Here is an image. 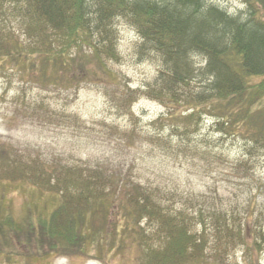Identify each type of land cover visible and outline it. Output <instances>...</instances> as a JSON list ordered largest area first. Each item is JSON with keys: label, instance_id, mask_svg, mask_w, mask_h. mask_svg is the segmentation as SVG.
Instances as JSON below:
<instances>
[{"label": "rangeland", "instance_id": "1", "mask_svg": "<svg viewBox=\"0 0 264 264\" xmlns=\"http://www.w3.org/2000/svg\"><path fill=\"white\" fill-rule=\"evenodd\" d=\"M207 1L235 15L247 14L254 3L264 19V0ZM28 8L26 0H0V42L19 40L37 50L49 35L63 46L65 31ZM107 28L115 51L105 49L102 55L117 73L113 84L102 81L108 77L94 63L92 80L78 86L67 75L50 84L42 71L30 76L10 61L0 67V264H162L167 251L162 217L172 224L183 217L199 233L203 222L213 225L214 211L230 228L218 241L207 230L204 245L214 247L209 256L219 250L228 264H264V246L260 255H252L244 238L247 224L264 234V140L247 132L228 134L231 121L223 122L212 106L189 108L177 125L169 123L164 116L173 106L150 94L159 70L166 73L165 56L161 63V55L141 46L131 16L115 15ZM189 60L197 75L208 64L200 51L191 50ZM202 83L195 77L191 85L198 90ZM127 87L131 96L118 100L117 93ZM246 124L256 127L257 119ZM63 186L76 206L85 205L80 193L104 196L93 202L89 219L91 230L104 233L95 243L85 240L80 228L73 227L69 240L52 233L47 222L52 214L59 229L69 221L70 202L56 210L55 194ZM135 187L152 197L145 210L135 199L138 223L117 230L109 222L111 213L115 219L114 206ZM182 232L174 245L185 242Z\"/></svg>", "mask_w": 264, "mask_h": 264}, {"label": "trees", "instance_id": "2", "mask_svg": "<svg viewBox=\"0 0 264 264\" xmlns=\"http://www.w3.org/2000/svg\"><path fill=\"white\" fill-rule=\"evenodd\" d=\"M28 10L34 15L43 17L55 30H64L66 42L63 46H56L51 36L46 35L37 50L26 49L19 40L0 42V67L7 61L19 66L30 76L43 72L42 77L50 84L62 81V75H67L72 86L75 83L88 81L92 73L90 64L95 65L97 71H102L108 79L105 84H113L117 73L107 66L103 51L114 52V42L108 34V26L117 14L131 16L143 38L141 46L148 47L157 55L162 54L166 60V73L162 68L150 88L152 98L160 101L166 100L174 111L164 116L169 123L177 125L183 112L193 108L194 112L202 108L217 110L223 122L228 120V134L252 133V137L264 140V19L257 15L258 9L252 3L251 10L245 15L229 13L207 0H26ZM4 45V46H3ZM59 47V48H58ZM107 47V48H106ZM200 51L208 56V64L200 74L194 73L189 60L190 51ZM93 60V61H91ZM38 65H40L38 67ZM52 71V76H50ZM90 71V73H89ZM96 73V72H94ZM195 77L202 79V87L195 90L191 83ZM261 77L262 80H256ZM254 78L257 82H252ZM92 80V79H91ZM89 82V81H88ZM259 82V83H258ZM118 100L123 101L131 96V91L122 88ZM258 96V97H257ZM251 118L257 119L256 127H247L246 122ZM222 124V122H221ZM226 128V124L223 125ZM109 177V176H108ZM61 179H59V182ZM63 182V181H62ZM62 184V183H60ZM64 191L56 193L59 202L58 208H64L69 202L71 211L67 215L68 225L59 229L48 219L49 227L53 234L69 240L73 237V227L77 228L85 240L95 243L98 233L92 225L88 226L96 208L92 207L94 201L104 196L93 198L90 194H79L84 206L75 205L66 186ZM57 192V191H56ZM151 194L141 192L135 187L120 198L119 207L114 206L115 219L109 218L117 230L130 223H138L133 202L139 199L143 203L141 209H146ZM152 197V196H151ZM67 203V204H66ZM96 205V204H95ZM76 206V207H75ZM140 206H137L140 208ZM91 208L93 209L91 211ZM140 209V210H141ZM121 210V214L118 211ZM163 211V210H162ZM57 212V211H56ZM170 215V214H169ZM55 217V216H54ZM53 217V220H54ZM169 218L177 219L170 215ZM213 222L211 227L204 226L197 233L185 219L179 218L167 222L162 217V245L167 243V248L162 257V264H185L191 260L193 264H228L221 260L222 253L217 250L211 254L215 260H209L213 246H205L208 231L218 241L221 232L229 227L227 220L217 212L210 215ZM168 225V226H167ZM15 224L9 226L14 229ZM87 228V230H86ZM7 230V229H6ZM183 231L185 242L174 245V240ZM119 232V231H118ZM210 232V233H211ZM77 235H75L76 237ZM245 245L252 255L262 252L264 234L257 235L251 231L247 224ZM101 240V239H100ZM172 246L173 250L168 248ZM191 248L192 250H188ZM176 259H173L174 256ZM254 263H258L254 261Z\"/></svg>", "mask_w": 264, "mask_h": 264}, {"label": "clouds", "instance_id": "3", "mask_svg": "<svg viewBox=\"0 0 264 264\" xmlns=\"http://www.w3.org/2000/svg\"><path fill=\"white\" fill-rule=\"evenodd\" d=\"M240 7H244V5H240Z\"/></svg>", "mask_w": 264, "mask_h": 264}]
</instances>
